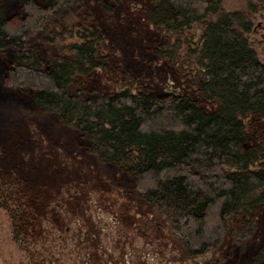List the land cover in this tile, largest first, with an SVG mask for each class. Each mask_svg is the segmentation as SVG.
<instances>
[{
	"label": "trees",
	"instance_id": "obj_1",
	"mask_svg": "<svg viewBox=\"0 0 264 264\" xmlns=\"http://www.w3.org/2000/svg\"><path fill=\"white\" fill-rule=\"evenodd\" d=\"M82 1L0 0V108L49 114L73 130L79 148L120 170L140 199L167 216L187 257L223 249L232 221L247 228L246 240L264 208V146L253 144L243 119H264V64L244 35L250 24L243 13H224L223 0H150L149 22L168 35L154 51L159 59L171 63L180 49L167 38L179 44L192 25H204L196 52L205 69L201 101L144 88L87 100L69 87L100 66L90 41L98 39L95 31L84 28L82 43L69 46L73 61H47L30 44L37 34L53 42L54 26H65ZM210 16L217 20L207 22ZM201 103L218 107L207 111ZM8 191L0 189V208L20 243L29 235L26 215ZM229 246L215 264H228L237 249L245 253L237 238ZM250 261L264 264V241Z\"/></svg>",
	"mask_w": 264,
	"mask_h": 264
},
{
	"label": "rangeland",
	"instance_id": "obj_2",
	"mask_svg": "<svg viewBox=\"0 0 264 264\" xmlns=\"http://www.w3.org/2000/svg\"><path fill=\"white\" fill-rule=\"evenodd\" d=\"M151 9L150 0H83L65 26H54L53 42L37 34L30 44L47 61H73L69 46L82 43L84 28L96 32L98 39L90 41L100 66L73 79L71 96L81 90L89 100L144 88L201 101L197 85L205 69L196 52L204 25H192L179 44L176 37L167 38L180 45L169 63L154 55L168 35L149 22ZM222 10L243 13L250 24L244 35L264 64V3L223 0ZM216 20L210 16L207 22ZM200 106L210 111L218 104ZM243 123L253 144L264 146V119L248 116ZM88 156V150L79 148L76 133L51 115L0 108V189L20 200L29 233L17 242L11 220L0 208V264H215L220 254L228 256L236 238L245 253L239 255L237 249L228 264H253L250 257L264 241V208L246 240L242 234L247 228L232 221L223 249L192 259L176 240L167 216L140 199L120 170H108Z\"/></svg>",
	"mask_w": 264,
	"mask_h": 264
}]
</instances>
